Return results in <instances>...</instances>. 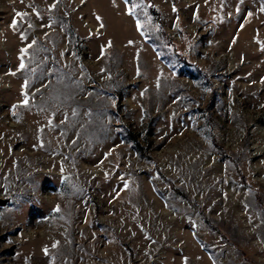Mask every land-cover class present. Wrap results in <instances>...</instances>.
Returning <instances> with one entry per match:
<instances>
[{"label":"rangeland","instance_id":"374dc122","mask_svg":"<svg viewBox=\"0 0 264 264\" xmlns=\"http://www.w3.org/2000/svg\"><path fill=\"white\" fill-rule=\"evenodd\" d=\"M262 7L0 0V264H264Z\"/></svg>","mask_w":264,"mask_h":264},{"label":"snow or ice","instance_id":"6c2138e0","mask_svg":"<svg viewBox=\"0 0 264 264\" xmlns=\"http://www.w3.org/2000/svg\"><path fill=\"white\" fill-rule=\"evenodd\" d=\"M21 2H23V0H21ZM54 6H55V5H53V7H54ZM135 7H136V5H133V8H135ZM174 10H175V8H174ZM261 11L264 12V7L261 8ZM129 14H132V9L129 10ZM16 15L19 16V17H21V18H23L24 16L27 15V13H19V12H17ZM97 19L99 20L100 18L97 17ZM17 26H18V25H17V21L14 19L13 22H12L11 27H13V29L15 30ZM101 27H103V25H101ZM140 27H141V25H140V23H139V21H138V22H137V29H140ZM21 38L24 39V38H26V37L22 36ZM29 47H31V45H29ZM21 51H22V52H26L27 49H22ZM19 67H20V69H23L25 66H24L23 63H21ZM13 75H14V73H13ZM25 87H27V82H26V84H25ZM24 103H25V104L28 103L27 99H25ZM57 210H58V208H57ZM45 252H47V249H45Z\"/></svg>","mask_w":264,"mask_h":264},{"label":"trees","instance_id":"16d2710c","mask_svg":"<svg viewBox=\"0 0 264 264\" xmlns=\"http://www.w3.org/2000/svg\"><path fill=\"white\" fill-rule=\"evenodd\" d=\"M130 139H131V143L133 144V147H134L137 151L142 152L143 149H142L141 144H140L138 141H136L134 138H130ZM217 147H218V149H219L220 151H222V152L224 153V151L222 150L221 147H219V146H217ZM245 182L247 183L246 180H245Z\"/></svg>","mask_w":264,"mask_h":264}]
</instances>
